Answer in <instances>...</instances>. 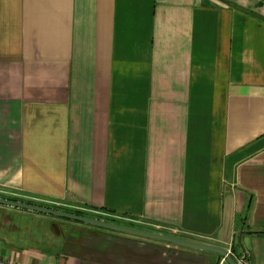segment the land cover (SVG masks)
<instances>
[{
    "label": "crops",
    "instance_id": "obj_1",
    "mask_svg": "<svg viewBox=\"0 0 264 264\" xmlns=\"http://www.w3.org/2000/svg\"><path fill=\"white\" fill-rule=\"evenodd\" d=\"M0 198L264 264V0H0ZM0 257L226 264L3 206Z\"/></svg>",
    "mask_w": 264,
    "mask_h": 264
},
{
    "label": "water",
    "instance_id": "obj_2",
    "mask_svg": "<svg viewBox=\"0 0 264 264\" xmlns=\"http://www.w3.org/2000/svg\"><path fill=\"white\" fill-rule=\"evenodd\" d=\"M0 206L9 207L13 209H18L22 211H27L30 213L38 214V215H45L50 216L56 219L67 220L71 222L80 223L89 227L103 229L115 233H121L133 237H138L142 239L157 241L161 243H165L168 245H173L180 248L192 249L197 251H202L206 253L215 254L226 262V264H243L245 261V256L241 259L237 260L230 252L225 249L208 245L204 243H198L193 241H188L168 235H164L161 233H155L150 231H145L141 229L131 228L127 226L118 225L116 223L107 222L100 219H95L86 216H79L63 211L53 210L41 206H35L30 204H25L21 202L9 201L0 198Z\"/></svg>",
    "mask_w": 264,
    "mask_h": 264
},
{
    "label": "trees",
    "instance_id": "obj_3",
    "mask_svg": "<svg viewBox=\"0 0 264 264\" xmlns=\"http://www.w3.org/2000/svg\"><path fill=\"white\" fill-rule=\"evenodd\" d=\"M64 212H67V213H71V214H75V215H79V216H86L85 214L81 213V212H78V211H71V210H63ZM262 234V233H260Z\"/></svg>",
    "mask_w": 264,
    "mask_h": 264
},
{
    "label": "built area",
    "instance_id": "obj_4",
    "mask_svg": "<svg viewBox=\"0 0 264 264\" xmlns=\"http://www.w3.org/2000/svg\"><path fill=\"white\" fill-rule=\"evenodd\" d=\"M229 252V251H228ZM0 264H10L8 262H6L5 260H3L1 257H0Z\"/></svg>",
    "mask_w": 264,
    "mask_h": 264
}]
</instances>
